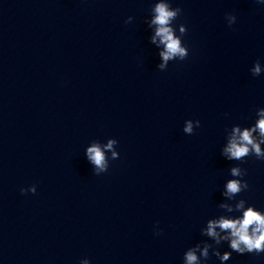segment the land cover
<instances>
[{
    "label": "clouds",
    "instance_id": "obj_1",
    "mask_svg": "<svg viewBox=\"0 0 264 264\" xmlns=\"http://www.w3.org/2000/svg\"><path fill=\"white\" fill-rule=\"evenodd\" d=\"M257 2H264V0H257ZM155 18L151 21L152 24L157 25L155 36L151 38L152 43L156 42V37L160 38V43L165 46V50L160 53L166 63L168 60L175 57H179L180 60H185L188 56L185 47L181 46L179 38L174 37L173 30L169 27L170 21L177 17V14L182 12V9L177 7L175 11L169 10V5L166 3H159L154 6L153 9ZM231 23L229 26L236 22V17L232 15L230 17ZM128 23V21H125ZM181 33H184V28L181 27ZM164 64L160 65L163 68ZM254 73L260 72L259 64L256 65L253 70ZM261 119L256 123V126L243 132L237 127L234 129V135L227 147L223 148L221 154L230 161H243L248 156H254L257 160L264 161V152L261 151L260 144L264 143V110L260 112ZM197 124L200 125V121L197 120ZM259 130L261 140L255 141L252 132ZM192 123L189 122L185 127L184 131L192 133ZM113 142H109L108 148L112 147ZM115 155V153L113 154ZM87 157L89 161L95 164L98 168L103 169L105 164V157L101 149L93 145L87 149ZM241 172V167H232L230 169L231 175L234 177H242V179L229 180L226 184V191L223 193L225 196L232 198L238 196L241 192L249 189V184L244 177L247 174L246 169ZM21 194H25L26 191H30L33 194L36 192V188L25 190L20 189ZM245 200L240 199L239 203L236 204L237 210L244 209ZM221 208L227 207V205H220ZM229 211L232 209L229 208ZM261 210L256 209L250 205L247 210L243 211L242 217L238 219H225L221 216L219 219H209L207 221L206 230L202 231V235L212 238L215 245H221L222 242H227L228 247L231 251H225L221 253L217 247L213 244H209L207 241L197 243L195 246L188 248L183 256V260L186 264H200L196 255L197 251H200L203 261H206L211 255L216 256L221 264H225L226 261L231 259L232 252L237 254H256L260 255L264 253V214ZM220 229L218 232L217 229ZM221 232L227 233L221 235ZM159 234V232L157 233ZM87 264V261H85Z\"/></svg>",
    "mask_w": 264,
    "mask_h": 264
}]
</instances>
